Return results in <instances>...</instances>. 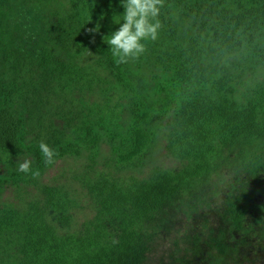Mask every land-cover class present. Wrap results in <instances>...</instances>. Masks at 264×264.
Here are the masks:
<instances>
[{"label":"trees","instance_id":"trees-1","mask_svg":"<svg viewBox=\"0 0 264 264\" xmlns=\"http://www.w3.org/2000/svg\"><path fill=\"white\" fill-rule=\"evenodd\" d=\"M123 12L121 0H0V166L12 177L28 155L40 174L83 155L93 166L105 140L116 169L127 170L150 151L154 116L169 112L166 150L184 166L130 183L94 178L95 216L74 231H63L71 217L63 193L38 187L43 206L0 214V264H144L162 218L196 212L220 192L213 177L230 175L226 219L242 247L259 238L244 221L251 208L264 211L255 202L264 178L251 170L263 161L264 171V0H163L158 37L143 41L162 108L135 90L106 43ZM40 142L58 153L54 164L44 163ZM193 192L199 203L188 201ZM219 233L208 237L219 255L207 264H234L240 244Z\"/></svg>","mask_w":264,"mask_h":264},{"label":"rangeland","instance_id":"rangeland-1","mask_svg":"<svg viewBox=\"0 0 264 264\" xmlns=\"http://www.w3.org/2000/svg\"><path fill=\"white\" fill-rule=\"evenodd\" d=\"M126 65L128 76L132 79L135 90L141 91L147 102H155L157 108H162V93L158 90L156 80L157 71L153 68L147 55L143 53L139 58L129 59ZM128 118L127 113L124 119L125 123H127ZM172 119L171 112L167 114L158 113L154 116L151 124L154 138L150 151L135 167L127 170L116 169L112 149L105 140L100 146V156L96 165H91L87 155L57 161L37 177L36 188L32 186L33 177L31 173L25 174L17 169L16 172H13L15 176L12 177L6 166H0V214L11 207L26 209L29 204L35 203L43 206L47 198L39 192L38 187H48L59 194L63 193L60 196L68 201L70 209L68 213L71 217L63 231H74L82 228L83 225L92 220L96 213L94 193L90 187L98 176L113 175L130 183L146 179L156 171L174 172L179 171L184 166L183 162L170 157L166 150ZM25 158L32 161V168L34 169L33 156H25L20 159V162ZM262 163L263 161L261 163L251 161V170L255 174L261 172V177L264 178ZM91 166L92 168L95 166L94 170L91 169ZM237 177V181L239 178L247 179L244 174ZM234 179L235 176L230 175L224 182V177L221 181L213 177L210 187L212 190L217 187L220 192L217 195L211 194L213 197L209 195V202L203 204L200 202L201 206L197 205V211L194 213L186 208L188 217L169 211L170 214H166V217L162 218L160 225L163 226V230H159L154 237L151 250L144 264H207L208 255H219L206 246L209 242L208 237H219L221 231L228 233L225 240L226 245L230 246V243L234 242V238L237 245L240 244L243 237L233 233L234 228L226 219L223 203L224 193H222L223 186L228 187ZM206 189V184H204V190ZM198 192L196 195L199 200H202L203 190L201 187ZM262 195L259 194L255 199V202L260 205L264 203V193ZM194 196L193 192L188 196V201H197ZM48 211L52 221L56 222L59 214L53 209ZM254 211V208H251L244 221L248 224L246 234L253 231L257 233L259 238L253 242L254 245L251 240L245 247L240 244L239 257L233 261L234 264H264V211L262 207L256 215ZM254 226L258 228V232ZM261 236L262 238H260Z\"/></svg>","mask_w":264,"mask_h":264},{"label":"clouds","instance_id":"clouds-1","mask_svg":"<svg viewBox=\"0 0 264 264\" xmlns=\"http://www.w3.org/2000/svg\"><path fill=\"white\" fill-rule=\"evenodd\" d=\"M162 6L163 0H121V7L124 9L122 23L118 30L105 38L117 65L126 64L129 59L139 58L146 50L143 41L157 39L161 27L157 17ZM99 27L97 24L88 31L98 33ZM39 149L46 165L55 163V157L58 155L55 150L44 142H40ZM18 170L25 174L31 173L33 178L40 175L39 169H33L32 161L27 158L18 162Z\"/></svg>","mask_w":264,"mask_h":264}]
</instances>
